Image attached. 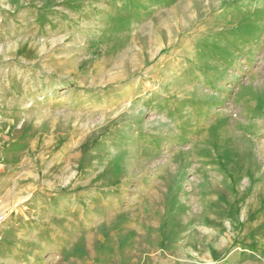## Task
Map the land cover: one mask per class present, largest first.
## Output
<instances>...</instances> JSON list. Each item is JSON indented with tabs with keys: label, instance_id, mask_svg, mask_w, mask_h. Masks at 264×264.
Here are the masks:
<instances>
[{
	"label": "rangeland",
	"instance_id": "rangeland-1",
	"mask_svg": "<svg viewBox=\"0 0 264 264\" xmlns=\"http://www.w3.org/2000/svg\"><path fill=\"white\" fill-rule=\"evenodd\" d=\"M9 169L38 264H264V0H0Z\"/></svg>",
	"mask_w": 264,
	"mask_h": 264
},
{
	"label": "crops",
	"instance_id": "crops-1",
	"mask_svg": "<svg viewBox=\"0 0 264 264\" xmlns=\"http://www.w3.org/2000/svg\"><path fill=\"white\" fill-rule=\"evenodd\" d=\"M16 171L17 169H9L6 174L0 175V200L3 209L9 202L20 197H14L17 189L21 187L19 186L21 184L19 175L15 174ZM28 215L25 216L23 212L12 215L0 227V264H38L37 261H30V256H37L38 246H27L23 243V240L38 232L36 227H28L27 224H23V218H28ZM262 252L264 254V249ZM23 257L29 260L20 261L19 259Z\"/></svg>",
	"mask_w": 264,
	"mask_h": 264
},
{
	"label": "bare ground",
	"instance_id": "bare-ground-1",
	"mask_svg": "<svg viewBox=\"0 0 264 264\" xmlns=\"http://www.w3.org/2000/svg\"><path fill=\"white\" fill-rule=\"evenodd\" d=\"M258 23H259V20L258 19H254L253 21L252 20H249L248 22H246V23H244V24H241L240 26H241V30H239L238 32H236L235 34H236V36L238 37L236 40L238 41V40H240V38H241V36H247L248 34H254L255 33V31H256V26L258 25ZM217 33H219V32H216V34ZM222 33V32H221ZM211 64V66H215V63L214 62H212V63H210ZM212 69V68H211ZM215 69V68H214ZM216 70H219V69H216ZM215 70V71H216ZM236 80V77L233 75L232 77H231V81H235ZM181 82H183V81H181ZM219 86V88L220 89H223V87L222 86H220V85H218ZM208 91L207 90H200V92H199V95H203V96H205L206 98L207 97H209L210 96V94H211V92L212 91H214V89H211V88H209L208 87ZM184 100V99H183ZM168 111V110H167ZM107 114V113H106ZM171 116V118H170V124H176V122L174 121V119H173V113H169V112H166L165 113V116L167 117V116ZM107 116V115H106ZM138 116H139V114H138ZM140 117V116H139ZM167 122H162V121H160V120H158L157 122H156V128H158L157 129V131L159 132V135L160 136H163L165 133H163L162 131L164 130L165 131V129H167V131H170L171 130V127H170V125L169 124H167ZM128 126V125H127ZM177 126V125H176ZM178 130H179V127H178ZM181 131V130H180ZM169 133H172V131L171 132H169ZM114 153V152H113ZM107 154L109 155V153H108V150H107ZM112 155V154H111ZM116 164H117V166H120V164L121 163H111V164H109V166H106V167H110V168H112V174L114 175V172H115V166H116ZM115 167V168H114ZM227 169H229L230 167H229V164H227ZM120 171H122V170H120ZM229 172V171H228Z\"/></svg>",
	"mask_w": 264,
	"mask_h": 264
}]
</instances>
